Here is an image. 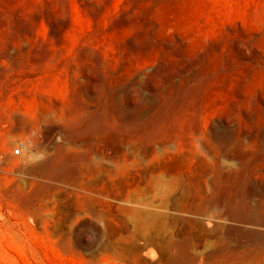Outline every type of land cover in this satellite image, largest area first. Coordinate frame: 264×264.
<instances>
[{
	"label": "rangeland",
	"instance_id": "1",
	"mask_svg": "<svg viewBox=\"0 0 264 264\" xmlns=\"http://www.w3.org/2000/svg\"><path fill=\"white\" fill-rule=\"evenodd\" d=\"M65 18L69 23L61 35L62 44L68 46L65 53L72 60L94 43L93 47H102L108 71L100 75L95 57L85 55L86 75L78 88L87 92L81 102L83 110L57 112L56 121L48 126L60 125L66 136H56L54 143L47 144L40 134L45 127L40 118L47 112L46 106L57 102L64 109L73 108L76 100L72 93L77 88L71 89L63 67L48 69L34 64L38 55L34 42L41 40L47 45L46 25L60 24ZM142 22L156 27L145 39L139 37ZM28 30L33 38L25 46ZM160 30L191 43L239 41L241 54L258 50L263 56L264 0H0V264H264V220L254 213L257 207L264 212V187H253L249 181L256 175L258 163L248 169L247 163L235 166V175L222 190L233 208V227L241 226L226 236L217 231L222 221L209 227L200 211L204 201L219 196L217 190L209 188L213 167L208 159L200 154L184 158L167 155L161 164L151 161L149 145L184 113L194 93L209 90L199 81H187L170 53L167 68L163 67L165 74H150L144 79L137 76L148 67L147 58L155 54L153 46ZM130 41L139 42L132 57L133 68L114 74L119 66L117 46L127 49ZM247 42L252 49H247ZM145 50L146 54H140ZM238 72H244L239 88L242 94L264 85V64L251 68L248 76L247 67ZM243 109L244 114H223L232 127L223 128L212 141L221 157L234 153L240 157L247 152V103ZM116 136L118 140L132 138L140 147L133 167L125 159L117 162L118 158L108 155L103 162L98 152L95 155ZM224 157L221 163L227 165ZM190 188L193 191H188ZM189 195L193 202L187 201Z\"/></svg>",
	"mask_w": 264,
	"mask_h": 264
},
{
	"label": "bare ground",
	"instance_id": "2",
	"mask_svg": "<svg viewBox=\"0 0 264 264\" xmlns=\"http://www.w3.org/2000/svg\"><path fill=\"white\" fill-rule=\"evenodd\" d=\"M60 3V2H59ZM64 4V3H63ZM105 5V4H104ZM57 7V6H56ZM107 7V6H106ZM55 8V7H54ZM107 9V8H106ZM53 10V9H52ZM51 10V11H52ZM55 10V9H54ZM46 11V10H45ZM47 12V11H46ZM50 12V11H49ZM61 12V11H60ZM51 13V12H50ZM93 13V12H92ZM90 12V14H92ZM62 14V13H61ZM64 14V13H63ZM62 14V15H63ZM89 14V15H90ZM53 15V14H52ZM60 15V14H59ZM57 15V16H59ZM65 15V14H64ZM98 14H96L97 17ZM124 15V14H123ZM48 15H46L47 17ZM68 16V15H67ZM92 16V15H90ZM89 16V17H90ZM45 17V15H44ZM99 17V16H98ZM104 17V16H103ZM49 18V17H48ZM47 18V19H48ZM64 18V17H63ZM105 18V17H104ZM132 18V17H131ZM134 18V17H133ZM131 19L134 21V19ZM139 19V18H138ZM39 20V19H38ZM49 20V19H48ZM54 20V19H53ZM57 20V19H56ZM95 20V19H93ZM100 20V19H99ZM102 20V19H101ZM122 20V19H121ZM142 20V19H141ZM144 20V19H143ZM63 22L59 23H48L47 32H48V41L47 45H45L44 41L37 40L34 42V46H37L38 55H35L33 58V62L35 65L46 66L48 69L51 68H60L63 67L64 72L67 75V79L70 83V87L72 90L76 89L75 93H72L74 96V100H76V105L71 109H64L57 102H51L47 108V112L41 116V121L45 124L43 133L44 140L47 144H52L55 141L56 136H60L61 138H65L66 132L65 130L58 124L48 126L52 124L56 120L54 119L57 112H67L69 113H81L83 110L82 100L87 95V92L84 94L80 88L79 82L82 81L86 75L85 65L83 63L85 55L91 54L95 57V61L98 66V72L100 75H104L108 71L107 63L101 57L102 47H93L88 44L85 46L83 51L77 52L72 60L70 59V54L65 53V50L68 48L67 45L62 44L61 35L67 32V21L66 18L62 20ZM48 22V21H47ZM119 22V21H118ZM124 22V21H123ZM136 20L134 21V23ZM97 23V22H95ZM99 23V22H98ZM127 24V23H126ZM124 25V24H123ZM166 25V24H165ZM118 26V24H117ZM171 26V25H170ZM97 27V26H96ZM120 27V26H119ZM142 31L139 33V37L142 39L146 36L153 34L156 30L154 25H151L146 22H142ZM166 27V26H165ZM175 29V28H174ZM173 29V30H174ZM27 30V29H26ZM165 30V29H164ZM160 30L159 38L156 39V44L153 46L157 48L155 54L147 59L145 65L148 67L144 70H140L137 73V76L140 78H147L150 74H155L156 76H162L165 74V70L163 67L167 68V60L166 56L168 53L172 55V60L177 62V71L181 74H184L187 81H199L202 87L208 88L209 90H200L194 93L191 96L190 101H187L185 106V111L182 115L178 116V118L170 123L167 130L163 134L161 138L154 141L149 145V152L151 153V161L152 163L161 164V161L165 160V156L173 155L177 156V158L184 157H195L197 154L203 155L208 159L213 167V173L208 178L209 188L213 191L219 192V196L212 198L210 200L204 201V207L200 209L202 213L206 217L207 226H213V223L218 224L222 221V225L220 223L218 226L221 228L218 231H222V234L229 236L231 231L234 233L237 226L232 225V221L234 218L233 208L227 203L225 200V191H222L225 187L228 180L235 175L234 168L235 166H245L247 163V169L253 164L258 163L257 165V173L256 175L250 176V180L253 183V187L262 186L264 187V85L259 89H252L248 91L246 94H242L239 91L240 86L244 83V72H238L241 68L244 70L247 67V76L251 68L254 66H259L264 64V54L261 56L257 51L251 50L250 52L247 50L245 54H241L242 43L239 41H229L225 43H202L198 42H189L186 39L181 38H173L172 34L166 33L167 31ZM116 31V30H114ZM208 31V30H207ZM206 31V33H207ZM188 32V31H187ZM218 32V31H217ZM216 32V33H217ZM71 33V32H70ZM116 33V32H115ZM129 33V32H128ZM134 33V32H133ZM132 33V34H133ZM137 33V32H136ZM156 33V32H155ZM205 33V32H204ZM210 33V32H208ZM212 33V32H211ZM203 34V33H202ZM227 34V33H226ZM26 37V44L28 46L29 40L33 38V34L30 30L24 33ZM207 35V34H206ZM205 35V36H206ZM217 35V34H215ZM224 35V34H223ZM231 35V34H230ZM131 36V35H130ZM187 36V35H186ZM190 36V35H189ZM204 36V35H203ZM213 36V34H212ZM207 37V36H206ZM209 37V36H208ZM208 37L206 39H208ZM219 37V36H216ZM214 38V37H213ZM145 39V38H144ZM212 39V38H211ZM241 39V38H240ZM160 40V41H158ZM196 40V39H195ZM224 40V39H223ZM67 41V40H66ZM150 42V41H149ZM153 42V41H152ZM216 42V41H215ZM139 43V42H138ZM138 43L130 41L128 43L127 49H120L117 46V53L119 57V66L117 71L114 72L117 75H120L127 67L133 68V55L135 51L137 52ZM71 45V44H70ZM76 45V44H75ZM115 45V44H114ZM123 46V45H122ZM126 46V44H125ZM73 47V46H72ZM142 47V46H141ZM253 46L247 42V49ZM263 47V46H262ZM261 48V47H259ZM146 49V48H145ZM262 49V48H261ZM108 51V50H107ZM73 52V51H72ZM147 50L140 54H146ZM239 53V54H238ZM150 55V54H149ZM237 55V56H236ZM116 57V56H115ZM143 57V55H142ZM145 58V57H144ZM135 59V58H134ZM112 61V60H111ZM114 61V60H113ZM145 61V60H144ZM17 62V61H16ZM135 62V61H134ZM136 65V64H135ZM150 65V66H149ZM87 68V67H86ZM259 69V68H258ZM128 71V70H127ZM261 71V70H260ZM263 71V70H262ZM177 72V73H178ZM255 72V71H254ZM52 73V72H51ZM97 73V72H96ZM112 73V72H111ZM264 74V73H263ZM53 75V74H52ZM171 75V74H170ZM176 75V74H175ZM254 75V74H253ZM64 76V75H63ZM101 76V77H102ZM108 76V75H107ZM136 76V75H135ZM183 76V75H181ZM256 76V75H255ZM261 76V75H260ZM43 78V77H42ZM183 78V77H182ZM253 78V77H252ZM260 78V77H259ZM262 78V77H261ZM114 79V78H113ZM118 79L115 78V80ZM184 79V78H183ZM118 82L120 80H117ZM117 81H115L117 83ZM248 83V82H247ZM256 84V83H255ZM133 85V84H132ZM171 86V85H170ZM254 86V85H253ZM133 87V86H132ZM198 89V88H197ZM120 93V92H119ZM118 96V95H117ZM189 97V96H188ZM160 98V97H159ZM162 99V98H161ZM160 102V101H157ZM43 103V101H42ZM247 103V152L243 154H239L242 156L227 155L224 159L227 161V165L221 163L223 157L216 151V149L212 146V141H216L223 131V128H231L232 123L225 119L224 113L228 111H234L236 113L244 114L243 106ZM40 104V103H39ZM94 104V103H93ZM96 104V103H95ZM161 104V103H160ZM94 107V106H93ZM40 108V107H39ZM183 109V108H182ZM181 109V110H182ZM94 110V109H93ZM86 112V111H85ZM180 112V111H179ZM134 113V112H133ZM34 115V113H33ZM38 115V114H37ZM40 115V114H39ZM24 116V115H23ZM134 116V115H133ZM136 116V114H135ZM163 116V115H162ZM125 117V116H124ZM122 119V118H121ZM124 119V118H123ZM130 119V118H129ZM39 122V121H38ZM40 123V122H39ZM58 123V122H57ZM245 123V122H243ZM54 124V123H53ZM60 124V123H59ZM93 124V123H92ZM21 125V124H20ZM129 126V125H128ZM41 128V125L39 126ZM28 128V126H27ZM26 128V129H27ZM43 129V128H42ZM246 130V129H245ZM35 130H33L34 132ZM238 131V130H237ZM232 132V131H230ZM245 132V131H244ZM238 133V132H236ZM235 133V134H236ZM241 133V132H240ZM108 134V133H107ZM231 134V133H230ZM241 135V134H240ZM42 136V135H41ZM110 137V135H107ZM113 134L111 135V137ZM246 136V135H245ZM39 137V136H38ZM72 136H70L71 138ZM75 137V136H74ZM73 137V138H74ZM103 137V136H102ZM106 137V136H104ZM103 137L104 140H107ZM230 137V135L228 136ZM241 137V136H240ZM97 138V137H96ZM100 138V137H98ZM114 141L106 144L104 148L97 149L95 155H100V159L104 162L106 157L109 155L114 156L118 159L116 161L127 160L128 164L132 167L135 164L137 151H139L136 146V142L134 139L129 138L125 140H118L113 137ZM34 139V138H33ZM58 139V138H57ZM87 139V138H85ZM101 139V138H100ZM228 139V138H227ZM82 140V139H81ZM112 140V139H111ZM33 141V140H32ZM65 141V140H64ZM86 141V140H85ZM35 142V141H34ZM44 142V141H43ZM42 142V143H43ZM44 142V144H45ZM61 142V141H60ZM67 142V141H65ZM78 142V141H76ZM98 142V141H97ZM103 142V141H102ZM106 142V141H105ZM108 142V141H107ZM106 142V143H107ZM38 143V142H37ZM40 143V142H39ZM64 143V142H62ZM101 143V142H100ZM244 142H241L243 144ZM77 144V143H76ZM87 144V142H86ZM104 144V142H103ZM138 144V143H137ZM40 145V144H39ZM60 145V144H59ZM63 145V144H62ZM46 146V145H45ZM140 146V145H139ZM143 146V145H142ZM54 147V146H53ZM98 147V146H97ZM100 147V146H99ZM98 147V148H99ZM103 147V146H102ZM145 149V145L143 147ZM142 148V149H143ZM146 148V151L147 149ZM143 149V151H144ZM221 149V148H220ZM238 149V148H237ZM56 151V149H55ZM57 152V151H56ZM98 152V154H97ZM141 152V151H140ZM238 152V151H237ZM61 153V152H60ZM148 151L146 152V154ZM221 153V152H220ZM140 154V153H139ZM145 154V155H146ZM51 155V154H50ZM58 155V154H57ZM237 155V154H236ZM53 156V155H51ZM57 157V156H56ZM64 157V156H63ZM70 157V156H69ZM98 157V156H96ZM147 157V156H146ZM50 158V157H49ZM54 158V157H53ZM73 158V157H72ZM139 158V157H137ZM198 158V156H197ZM201 158V156H200ZM227 158V159H226ZM95 159V158H94ZM93 159V160H94ZM120 159V160H119ZM140 159V158H139ZM148 159V157H147ZM172 159V158H171ZM174 159V157H173ZM202 159V158H201ZM200 161L202 162V160ZM204 159V158H203ZM51 160V159H50ZM66 160V159H65ZM64 160V161H65ZM69 160V159H68ZM114 160V159H113ZM72 161V160H70ZM110 161V160H109ZM115 161V162H116ZM117 161V162H118ZM147 162V160L145 159ZM144 161V162H145ZM173 161V160H172ZM179 161V159H177ZM196 161V160H195ZM50 162V161H49ZM92 162V161H91ZM90 162V163H91ZM94 162V161H93ZM111 162V161H110ZM114 162V161H113ZM145 162V163H146ZM168 162V161H167ZM42 163V162H41ZM58 163V162H57ZM69 163V162H68ZM80 163V162H79ZM123 164V162H121ZM142 163V162H141ZM166 163V162H164ZM174 163V162H173ZM171 162V165L173 164ZM177 165L181 164V162H176ZM197 163V162H196ZM203 163V162H202ZM51 164V163H50ZM55 164V163H54ZM62 164V163H60ZM67 164V163H66ZM65 164V165H66ZM120 166V163H118ZM182 164L184 162L182 161ZM194 164V163H193ZM142 165V164H141ZM167 165V164H165ZM174 165V164H173ZM186 165V164H185ZM198 165V164H195ZM194 165V166H195ZM200 165V164H199ZM53 166V165H52ZM67 166V165H66ZM71 166V165H70ZM73 166V165H72ZM82 166V165H81ZM103 166V165H102ZM106 166V165H105ZM154 166V165H153ZM156 166V165H155ZM154 166V167H155ZM188 166V165H186ZM48 167V166H47ZM64 167V166H63ZM85 167V166H84ZM91 167V165L89 166ZM100 167V166H99ZM98 167V168H99ZM150 167V166H149ZM193 167V166H191ZM62 168V167H61ZM72 168V167H71ZM102 168V167H101ZM110 168V167H109ZM113 168V167H112ZM146 168V167H144ZM168 168V167H167ZM183 168V167H182ZM205 168V165H204ZM207 168V166H206ZM255 168V170H256ZM61 170L60 168H58ZM63 169V168H62ZM73 169V168H72ZM78 169V168H77ZM90 169V168H89ZM88 169V170H89ZM152 169V167H151ZM156 169V168H155ZM178 169V168H177ZM181 169V168H180ZM210 168H208L209 170ZM254 170V168H252ZM69 171V169H67ZM142 170H144L142 168ZM160 170V169H159ZM184 170V169H183ZM48 171V170H47ZM67 171V172H68ZM77 171V170H76ZM140 171V170H139ZM146 173L148 172L145 170ZM156 171V170H155ZM167 171V170H166ZM174 171V170H173ZM181 171V170H180ZM251 171V169H250ZM73 172V171H72ZM101 172V171H100ZM130 172V171H129ZM151 172H154V170ZM171 172V171H170ZM168 171V173H170ZM179 172V169H178ZM185 172V171H184ZM206 172V171H205ZM55 173V172H54ZM63 173V172H62ZM65 173V172H64ZM135 173V172H134ZM137 173V172H136ZM140 173H144L143 171ZM157 173V172H156ZM174 173V172H173ZM177 173V172H176ZM200 173V169H199ZM203 173V172H202ZM201 173V174H202ZM241 173V171H240ZM250 173V172H249ZM53 174V173H52ZM56 174V173H55ZM66 174V173H65ZM210 174V173H209ZM253 174V173H252ZM45 175V174H44ZM54 175V174H53ZM70 176V173H69ZM130 176V175H129ZM133 176V175H132ZM244 176V175H241ZM240 176V177H241ZM57 177V176H56ZM152 179L153 176L151 175ZM155 178V177H154ZM177 178V176H176ZM206 178V177H205ZM236 178V177H233ZM159 179V178H157ZM167 179V178H165ZM169 179V178H168ZM172 179V178H170ZM173 178L172 180H174ZM186 179V178H185ZM188 179V178H187ZM57 180V179H56ZM193 180V179H192ZM201 180V179H200ZM236 180V179H235ZM48 181V180H47ZM60 181V180H59ZM158 181V180H157ZM170 181V180H169ZM176 181H179L176 179ZM187 181V180H186ZM58 181H56L57 183ZM171 182V181H170ZM195 182V181H194ZM247 182V181H246ZM53 184V181L51 182ZM159 183V182H158ZM196 183V182H195ZM249 183V182H248ZM166 184V183H165ZM173 185V183H171ZM175 184V183H174ZM201 184V183H200ZM57 185V184H56ZM190 185V184H189ZM53 186V185H52ZM80 186V185H79ZM170 186V185H169ZM250 186V185H249ZM185 189L188 187L184 186ZM193 187V186H192ZM248 187V186H247ZM252 187V188H253ZM84 188V187H82ZM49 189V188H48ZM184 189V188H183ZM176 190V189H175ZM193 191L188 189V191ZM209 190V189H208ZM253 190V189H252ZM256 190V189H255ZM156 191V190H155ZM160 191V189H159ZM168 191V190H167ZM186 191V190H185ZM183 190V192H185ZM228 191V190H227ZM158 192V191H156ZM181 192V191H180ZM199 192V191H198ZM196 192V193H198ZM258 192V191H257ZM190 193V192H189ZM211 193V192H210ZM215 193V192H214ZM184 194V193H183ZM192 193H190L191 195ZM201 194V193H200ZM180 195V194H179ZM190 195L187 198L189 203L193 200H190ZM132 196V195H131ZM164 196V195H163ZM176 197V195H175ZM178 197V196H177ZM182 197V196H181ZM192 197V196H191ZM208 197V195H207ZM250 197V196H249ZM183 198H185L183 196ZM248 198V197H247ZM163 199V198H162ZM176 199V198H175ZM182 199V198H181ZM250 199V198H249ZM248 199V200H249ZM164 200V199H163ZM162 200V201H163ZM171 200V199H170ZM180 200V199H179ZM178 202V200H176ZM184 201V200H183ZM197 201V200H196ZM195 201V202H196ZM128 202V201H127ZM182 202V201H181ZM193 202V201H192ZM176 203V202H175ZM174 203V205H175ZM263 203V202H262ZM178 204V203H177ZM176 204V206H177ZM183 203L179 204L182 205ZM194 204V203H192ZM184 205V204H183ZM190 208V205H188ZM192 206V205H191ZM263 206V205H262ZM180 207V206H179ZM257 207V206H256ZM176 208V207H175ZM178 208V207H177ZM188 208V212H189ZM193 208V207H191ZM180 209V208H179ZM178 210V209H177ZM183 209H181L182 211ZM193 210V209H192ZM216 211V214H213V211ZM255 215L259 220H264V212L260 211L259 207L256 209ZM180 211V212H181ZM169 212V211H168ZM191 212V211H190ZM189 212V213H190ZM170 213V212H169ZM165 214V213H164ZM183 214V213H182ZM90 215V214H89ZM201 214H199L200 216ZM188 216V215H187ZM197 216V215H195ZM156 217V216H155ZM165 217V216H164ZM170 217V215H169ZM196 218V217H194ZM199 219V218H198ZM161 220V219H160ZM169 220V219H168ZM172 220V219H171ZM174 220V219H173ZM177 220V219H176ZM165 221V220H164ZM190 221V220H189ZM205 221V220H204ZM219 221V222H217ZM181 222V221H180ZM217 222V223H216ZM264 222V221H263ZM166 223V222H164ZM189 223V222H188ZM237 223V222H236ZM234 223V224H236ZM181 224V223H180ZM201 224V223H199ZM206 224H204L206 226ZM214 224V225H215ZM82 225H84L82 223ZM166 225V224H165ZM168 225L169 222H168ZM238 225V223H237ZM249 223L247 224V226ZM182 226V225H181ZM180 226V227H181ZM217 226V227H218ZM259 226H261L259 224ZM258 226V227H259ZM264 226V225H263ZM262 226V228H263ZM166 227V226H165ZM170 227V226H168ZM204 227V226H203ZM216 227V228H217ZM240 229L241 226H238ZM172 228V227H171ZM215 229V227H213ZM167 229V228H166ZM212 229V228H211ZM218 229V228H217ZM247 229L250 230V227ZM254 229V228H253ZM201 230V229H200ZM207 230V229H206ZM248 230V231H249ZM257 230V229H256ZM263 230V229H261ZM215 231V230H214ZM180 232V231H179ZM211 232V231H210ZM216 232V231H215ZM250 232H252L250 230ZM257 232V231H256ZM260 232V231H259ZM258 232V233H259ZM221 233V232H220ZM233 233V232H232ZM263 233V232H262ZM238 234V233H237ZM250 234V233H249ZM168 235V234H167ZM203 235V234H202ZM211 235V233H210ZM219 235V234H218ZM233 235V234H231ZM204 236V235H203ZM202 236V237H203ZM206 236V235H205ZM212 234V237L215 238ZM222 236V235H221ZM220 236V237H221ZM251 236V234H250ZM253 236V235H252ZM208 237V236H207ZM219 238V236H217ZM236 237V236H235ZM238 237H240L238 235ZM255 237V236H254ZM261 237V236H260ZM264 237V236H263ZM211 238V237H210ZM216 238V239H218ZM248 238V237H247ZM252 238V237H251ZM256 238V237H255ZM258 238V237H257ZM203 239V238H202ZM209 239V238H208ZM233 239V238H232ZM238 239V238H237ZM241 239V238H240ZM250 239V238H248ZM180 240V239H179ZM207 240V239H206ZM212 240V239H211ZM215 240V239H214ZM219 240V239H218ZM225 240V239H223ZM222 240V241H223ZM253 239L250 241L252 242ZM196 241V240H195ZM204 241V240H202ZM201 241V242H202ZM208 241V240H207ZM210 241V240H209ZM213 241V240H212ZM211 241V242H212ZM221 241V240H220ZM221 241V242H222ZM239 241V240H238ZM257 241V240H255ZM159 242V241H158ZM219 242V241H218ZM232 242V241H231ZM240 242V241H239ZM249 242V240H248ZM254 242V241H253ZM261 242V241H260ZM214 243V242H213ZM230 244V242H228ZM233 243V242H232ZM191 244V242H190ZM193 244V243H192ZM191 244V245H192ZM208 244V242H207ZM215 244V243H214ZM219 244V243H218ZM251 244V243H250ZM211 245V244H210ZM232 245V244H231ZM200 246V245H199ZM249 247V245H247ZM262 246V244H261ZM167 247V246H166ZM194 247V245H193ZM203 247V245H202ZM201 247V248H202ZM233 247V245H232ZM252 247V246H251ZM250 247V248H251ZM179 248V247H178ZM190 248V247H189ZM152 249V248H151ZM193 249V248H192ZM181 250V249H180ZM189 250V249H188ZM203 250V249H202ZM197 253V252H196ZM199 254V253H198ZM153 256V255H152ZM190 257V256H189ZM154 260H156L154 258ZM207 260V259H206Z\"/></svg>",
	"mask_w": 264,
	"mask_h": 264
},
{
	"label": "built area",
	"instance_id": "3",
	"mask_svg": "<svg viewBox=\"0 0 264 264\" xmlns=\"http://www.w3.org/2000/svg\"><path fill=\"white\" fill-rule=\"evenodd\" d=\"M19 153H20L19 151H16V153H15V154L19 155Z\"/></svg>",
	"mask_w": 264,
	"mask_h": 264
}]
</instances>
